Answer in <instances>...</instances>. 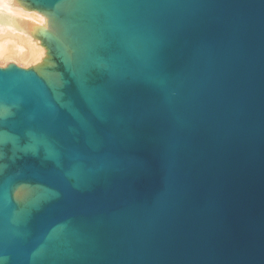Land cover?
Wrapping results in <instances>:
<instances>
[{
    "label": "water",
    "instance_id": "95a60500",
    "mask_svg": "<svg viewBox=\"0 0 264 264\" xmlns=\"http://www.w3.org/2000/svg\"><path fill=\"white\" fill-rule=\"evenodd\" d=\"M147 19L165 39V72L178 79L172 103L130 72L102 86L103 121L69 76L66 95L101 144L92 148L55 100L69 116H55L68 139L50 129L64 167L39 158L54 171L32 177L59 197L34 213L27 240L12 222L13 241H0L10 264H31L50 232L71 220L99 241V258L85 264H264V0H173ZM76 163L103 172L92 189L71 184L66 172Z\"/></svg>",
    "mask_w": 264,
    "mask_h": 264
},
{
    "label": "bare ground",
    "instance_id": "6f19581e",
    "mask_svg": "<svg viewBox=\"0 0 264 264\" xmlns=\"http://www.w3.org/2000/svg\"><path fill=\"white\" fill-rule=\"evenodd\" d=\"M173 0H56L51 7L31 0H0V68L10 61L24 60L44 80L54 99L68 109L88 134L96 149L101 140L66 95L69 76L89 108L103 121L106 80L131 77L144 87L163 91L172 103L178 79L165 72V39L154 22L147 19ZM136 63V67H134ZM131 70V71H130ZM20 105L0 100V184L10 163L18 160L54 162L63 169L62 143L52 130L29 128L25 138L2 125L17 117ZM53 133V134H52ZM33 172L16 178L9 196L15 203L12 222L27 240L28 225L35 212L59 197L58 191L35 180ZM71 184L88 190L103 172L76 163L66 172ZM72 221V220H71ZM67 221L56 226L32 255L31 264H85L96 256L98 240L84 224ZM0 264L10 258L0 257Z\"/></svg>",
    "mask_w": 264,
    "mask_h": 264
},
{
    "label": "rangeland",
    "instance_id": "374dc122",
    "mask_svg": "<svg viewBox=\"0 0 264 264\" xmlns=\"http://www.w3.org/2000/svg\"><path fill=\"white\" fill-rule=\"evenodd\" d=\"M31 1L46 7H51L55 2V0ZM68 95L72 100L80 103L79 94L74 86L68 88ZM0 100L21 105L17 110L18 117L12 121L2 122V125H9L23 136L27 127L36 126L53 129L66 139L69 138L66 128L55 119L57 115L69 120V116L59 109L44 80L36 73L33 66L28 65L24 60H12L7 69L0 68ZM28 171L51 173L54 167L50 163L43 165L39 161L22 160L10 163L1 178L0 185V241L10 242L15 237V227L11 221L14 206L8 192L15 178L25 175ZM38 220V216H35L30 228L33 229Z\"/></svg>",
    "mask_w": 264,
    "mask_h": 264
}]
</instances>
